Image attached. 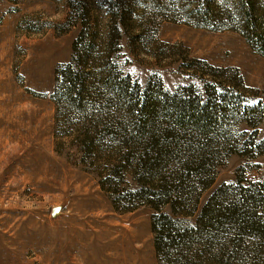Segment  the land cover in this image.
Instances as JSON below:
<instances>
[{
  "label": "rangeland",
  "instance_id": "rangeland-1",
  "mask_svg": "<svg viewBox=\"0 0 264 264\" xmlns=\"http://www.w3.org/2000/svg\"><path fill=\"white\" fill-rule=\"evenodd\" d=\"M111 1L0 0V127L12 125L23 133L30 125L42 128L44 164L46 161L49 171L37 173L35 161L29 159L26 148L32 137L0 134V264H98L93 255L98 225L109 218L119 227H137L151 264H159L152 225L157 209L142 199L136 209L127 210L129 204L108 191V184L103 188L101 180L106 176L119 178L108 168L118 163L112 142L105 141L96 150L98 163H94L81 146L73 145V136L64 133L53 98L57 68L71 59L81 31L79 16L83 12L102 15ZM121 2L130 17L131 36L137 29L142 32L140 39L123 38L119 61L142 92L162 82L170 93L193 97L191 93H205L207 81L222 83L227 86L224 91L241 90L243 106L260 105L255 117L230 112L226 137L223 143L214 144L222 155L215 161L216 179L201 191L199 210L190 217L195 222L213 192L236 182L241 170L254 181L264 180V151L260 152L264 146H257L264 139V54L260 52L264 44L256 48L249 41L240 0H204L215 15L205 26L197 25L193 16L199 0ZM256 11L264 16V0H258ZM202 74L204 77H199ZM172 136L187 140L199 133L176 128ZM14 143H20L19 153L12 152ZM231 145L247 155L229 153ZM167 161L168 168L174 164ZM133 169L130 165L121 177L124 193L141 184ZM195 170L192 165L187 172ZM71 175L85 179L87 190H79L77 178ZM63 204L64 215L53 220V211ZM164 210L170 211L171 206ZM253 243V239L246 240L241 264H252L248 249ZM203 247L208 248L209 243ZM110 253L102 257L105 264H113L112 256H124L122 249ZM255 257L264 264L260 254Z\"/></svg>",
  "mask_w": 264,
  "mask_h": 264
},
{
  "label": "trees",
  "instance_id": "trees-1",
  "mask_svg": "<svg viewBox=\"0 0 264 264\" xmlns=\"http://www.w3.org/2000/svg\"><path fill=\"white\" fill-rule=\"evenodd\" d=\"M240 1L247 37L258 48L264 44L263 13L256 11L258 0ZM107 6L102 15L83 12L79 16L81 31L73 55L57 68L53 98L64 133L73 136V145L81 146L94 163H98L96 150L105 141L112 142L118 163L107 165L100 173L108 167L119 178L106 176L101 184L104 189L108 184V191L129 204L127 210L136 209L142 199L157 209L152 225L159 264H241L248 239L254 242L248 249L255 260L251 263L259 264L255 254L264 259V180L254 181L241 170L236 182L213 192L195 222L190 217L199 210L201 191L216 179L215 161L222 155L214 144L223 143L230 112L255 117L260 105L243 106L241 90L224 91L227 86L222 83L207 81L205 93H191L193 97L170 93L162 82L142 92L119 61L123 38L140 39L142 31L137 29L131 36L130 17L121 0H112ZM198 8L193 15L197 25L215 19L214 10L204 0H199ZM176 128L199 136L173 138ZM257 146L263 147L264 139ZM236 150L234 145L227 148L229 153L247 155ZM167 160L174 162L169 168ZM130 165L141 184L124 193L121 177ZM192 165L196 172L188 173ZM164 169L176 171L170 175L158 172ZM114 201L118 206V199ZM166 205L171 206L170 211L164 210ZM206 242L208 248L203 247Z\"/></svg>",
  "mask_w": 264,
  "mask_h": 264
},
{
  "label": "bare ground",
  "instance_id": "bare-ground-1",
  "mask_svg": "<svg viewBox=\"0 0 264 264\" xmlns=\"http://www.w3.org/2000/svg\"><path fill=\"white\" fill-rule=\"evenodd\" d=\"M17 133L23 136L32 137L28 138L32 141L31 145L26 148L28 157L29 159H33L35 161L37 173L48 174L49 171L46 165L47 162L45 161L44 164V160H46V153L43 148V129L40 127L36 128L30 125V127L27 128V133H23L20 129H17V127H12V125L5 124L0 127V134L13 135ZM18 144H13V153H19L20 149L18 148ZM7 152L10 153V150H8ZM71 176L77 178V186L79 190L85 188V179H81L77 175ZM73 177H70L71 180L73 179ZM85 189L87 190V188ZM58 207H60V209H57L58 212L56 213V215H53V220L59 219L64 215V204ZM28 225L32 228L35 227V225L32 224ZM98 227L99 228L96 234V245L93 249L94 259L97 260L98 264H105L102 257L111 255L110 251H118L120 249L123 250L124 256H112L113 264H119L121 262L125 264H151L146 250L145 241L142 239V233L137 227H132L129 225L122 227L116 226V221L112 218H109L103 223L99 224Z\"/></svg>",
  "mask_w": 264,
  "mask_h": 264
},
{
  "label": "water",
  "instance_id": "water-1",
  "mask_svg": "<svg viewBox=\"0 0 264 264\" xmlns=\"http://www.w3.org/2000/svg\"><path fill=\"white\" fill-rule=\"evenodd\" d=\"M57 209L59 210L60 207L56 208V209L53 211V215H56V213L58 212Z\"/></svg>",
  "mask_w": 264,
  "mask_h": 264
}]
</instances>
